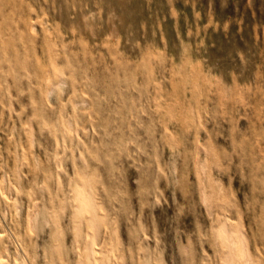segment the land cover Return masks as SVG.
<instances>
[{"label":"rangeland","instance_id":"obj_1","mask_svg":"<svg viewBox=\"0 0 264 264\" xmlns=\"http://www.w3.org/2000/svg\"><path fill=\"white\" fill-rule=\"evenodd\" d=\"M190 117L201 129L188 140L243 161L251 207L240 219L264 264V0H0V264H127L115 242L101 247L107 237H88L91 253L58 232L52 193L74 174L66 149L92 162L85 153L107 134L144 136L150 124L157 141L183 140ZM220 180L240 188V175ZM160 205L172 215L167 192ZM154 222L162 232L160 209ZM117 237L127 248L126 231Z\"/></svg>","mask_w":264,"mask_h":264},{"label":"clouds","instance_id":"obj_2","mask_svg":"<svg viewBox=\"0 0 264 264\" xmlns=\"http://www.w3.org/2000/svg\"><path fill=\"white\" fill-rule=\"evenodd\" d=\"M106 2L95 0L97 7ZM153 128L148 125L144 136L136 129L119 138L107 134L110 143L102 142L97 154L85 153L91 155L92 162L75 156L80 145L69 144L66 151L73 155H65L64 160L73 162L74 174L69 176L65 171L66 180L52 193L59 213L58 232L75 234L89 251L92 243L88 237H107L101 247L107 249L115 242L121 261L128 253L127 264H165L166 250L169 264H260L248 251L240 219L243 209L251 207L244 186L243 161L234 163L233 153L205 147L198 138L188 140L189 134L198 137V118L190 117L183 140L162 138L171 144L157 141ZM165 148H170L167 154ZM225 175H240V188L235 192L224 188L220 177ZM78 189L87 195V210L78 199ZM260 191L264 194V189ZM164 192L173 206L171 216L160 205ZM157 209L163 214L164 229L160 233H156L154 222ZM145 224H150L154 233L155 247L151 249L145 246ZM121 229L127 234V248L118 241ZM145 254L147 258L140 259Z\"/></svg>","mask_w":264,"mask_h":264},{"label":"bare ground","instance_id":"obj_3","mask_svg":"<svg viewBox=\"0 0 264 264\" xmlns=\"http://www.w3.org/2000/svg\"><path fill=\"white\" fill-rule=\"evenodd\" d=\"M91 253H92V249H91V251H90ZM90 256H91V254H90ZM91 258H93V256L91 257ZM96 259V258H95Z\"/></svg>","mask_w":264,"mask_h":264}]
</instances>
